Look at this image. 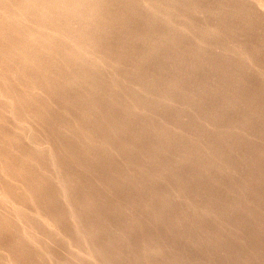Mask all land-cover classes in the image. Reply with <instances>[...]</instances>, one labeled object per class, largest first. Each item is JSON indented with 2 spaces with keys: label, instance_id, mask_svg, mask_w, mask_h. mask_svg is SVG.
Masks as SVG:
<instances>
[{
  "label": "bare ground",
  "instance_id": "bare-ground-1",
  "mask_svg": "<svg viewBox=\"0 0 264 264\" xmlns=\"http://www.w3.org/2000/svg\"><path fill=\"white\" fill-rule=\"evenodd\" d=\"M0 264H264V0H0Z\"/></svg>",
  "mask_w": 264,
  "mask_h": 264
}]
</instances>
